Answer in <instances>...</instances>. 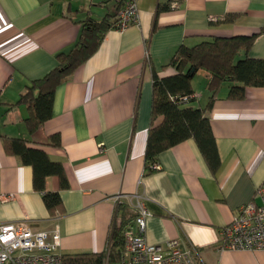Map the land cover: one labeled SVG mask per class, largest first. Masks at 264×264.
Returning <instances> with one entry per match:
<instances>
[{
	"label": "crops",
	"instance_id": "1",
	"mask_svg": "<svg viewBox=\"0 0 264 264\" xmlns=\"http://www.w3.org/2000/svg\"><path fill=\"white\" fill-rule=\"evenodd\" d=\"M159 4L169 8L154 17ZM137 8V23L108 30L98 50L57 86L50 118L30 133L21 94L74 45L85 18L114 13L115 2L0 0V224L57 230L60 254L97 253L106 249L114 197L123 195L134 227L139 197L150 212L148 242L176 240L202 264H264V249L219 246L221 228L240 206L260 203L254 192L264 182V87H246L240 100L227 98L229 81L216 92L209 110L220 159L215 172L187 139L162 151L159 168L144 173L152 70L174 74L163 65L178 45L211 37L259 33L247 55L264 58V0H137ZM228 15L235 17L224 21ZM207 83V73L197 71L192 88L198 97L188 105L207 103ZM4 138L23 139L62 164L66 188L57 176L46 178V189L60 193L55 211L34 189L32 167L5 150Z\"/></svg>",
	"mask_w": 264,
	"mask_h": 264
},
{
	"label": "trees",
	"instance_id": "2",
	"mask_svg": "<svg viewBox=\"0 0 264 264\" xmlns=\"http://www.w3.org/2000/svg\"><path fill=\"white\" fill-rule=\"evenodd\" d=\"M117 8L115 4L114 13H108L101 19L85 18L74 45L68 51L58 53L56 66L44 76L32 80L21 94L19 102L27 105L26 123L30 133L36 132L50 118L57 86L66 81L78 66L98 50L108 30L115 29V22L118 20ZM168 8V4H159L154 17ZM234 17L228 15L224 21H230ZM262 31L264 28L260 32ZM258 34L205 38L192 46L181 43L170 60L163 65V68H174V74L159 76L156 70H152L151 118L144 152L145 174L159 168L158 157L162 151L187 139L196 142L212 172L218 169L220 159L209 110L223 82H231L227 98L237 100L245 97L248 86L264 87V58L247 55ZM242 52L245 53L244 57H241ZM199 70L207 73V88L210 91L208 101L203 107L188 105L197 99L193 96L195 92L192 79ZM185 95L190 97L187 101H182ZM158 118H161L159 122ZM54 138L51 140L54 141ZM3 143L8 153L32 167L34 189L42 194L46 207L51 212L55 211L61 205L60 193L46 189V178L55 175L59 178L60 187L66 188L68 184L62 164L51 160L43 150L28 147L23 139L4 138ZM155 164L156 168L153 167ZM124 209L123 203L117 205L104 251L62 254V264H104L107 255L109 263H115L124 248L123 229L131 219L125 216ZM118 215L122 217L120 226L116 225Z\"/></svg>",
	"mask_w": 264,
	"mask_h": 264
},
{
	"label": "built area",
	"instance_id": "3",
	"mask_svg": "<svg viewBox=\"0 0 264 264\" xmlns=\"http://www.w3.org/2000/svg\"><path fill=\"white\" fill-rule=\"evenodd\" d=\"M113 1L118 6L115 29L124 30L138 22L137 0ZM193 96L198 97L196 93ZM189 97L183 96L182 101ZM254 196L260 203L252 200L240 206L234 219L221 228L220 249H264V182L256 187ZM122 198L123 195L114 197L117 205L122 203ZM134 207L135 227L126 223L123 251L115 263H109L107 255L104 264H202L194 251L182 248L176 240L168 241L165 246L148 242L145 230L150 212L139 197ZM121 223L122 217L116 216V225ZM59 246L57 230H36L24 221L0 224V264H62Z\"/></svg>",
	"mask_w": 264,
	"mask_h": 264
},
{
	"label": "rangeland",
	"instance_id": "4",
	"mask_svg": "<svg viewBox=\"0 0 264 264\" xmlns=\"http://www.w3.org/2000/svg\"><path fill=\"white\" fill-rule=\"evenodd\" d=\"M201 73V72H200ZM196 79H199V78H196ZM133 216V215H132Z\"/></svg>",
	"mask_w": 264,
	"mask_h": 264
}]
</instances>
